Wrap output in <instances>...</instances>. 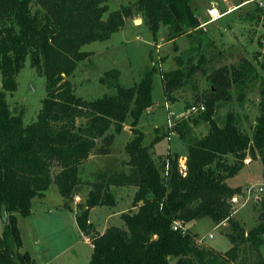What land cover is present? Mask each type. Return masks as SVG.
<instances>
[{
	"label": "trees",
	"instance_id": "16d2710c",
	"mask_svg": "<svg viewBox=\"0 0 264 264\" xmlns=\"http://www.w3.org/2000/svg\"><path fill=\"white\" fill-rule=\"evenodd\" d=\"M108 1L0 0V208L5 204L7 209L0 264H36L29 252H18L23 244L18 215H30L33 199L43 197L52 183L58 186L67 209H73L70 201L82 186H89L85 200L75 206L77 225L92 245L89 264H264L260 252L264 196L259 203L260 222L246 231L232 215L231 199L242 193V186L227 183L247 157L258 159L264 171V77L245 56L230 65H209L212 57L201 53L193 41L186 54L175 56L176 67L161 72L165 96L172 102L175 91L187 86L197 89L194 76L198 71L209 83L208 90L195 98L205 109L195 117L180 119L175 126L187 144L183 173L179 153L167 151L154 157L153 143L144 144L145 134L138 127L143 113L154 103L156 67L147 69L138 84L130 86L118 82V69L106 70L99 80L104 84L115 80L108 84L115 90L93 99L78 96L69 80L91 54L83 46L108 40L125 24L131 8L111 10L104 17ZM134 6L154 38L161 25L168 27L167 38L174 40L189 36L200 24L191 0H137ZM260 17L264 24V14ZM255 56L262 58L264 73V51ZM27 57L30 66L45 76L47 93L36 119L24 124L23 113L12 111L6 93L16 90L17 75ZM258 77L260 112L252 132L242 130L232 113L220 125L215 113L221 103L232 100V88L241 98L247 82ZM199 121L207 123L208 130L194 137L192 126ZM126 123L132 134L125 145L128 158L123 163L127 168L102 172L95 181L83 177L86 160L95 153L109 154ZM160 140L159 134L153 138V142ZM125 185L136 187L135 210L121 213L122 226L97 231L89 220L90 210L114 206L117 200L112 187ZM204 217L216 224L228 223L231 246L227 251L198 245L196 235L186 228V223ZM175 221L181 227L173 229ZM248 249L257 254L254 261L248 257L250 263L240 256Z\"/></svg>",
	"mask_w": 264,
	"mask_h": 264
},
{
	"label": "rangeland",
	"instance_id": "374dc122",
	"mask_svg": "<svg viewBox=\"0 0 264 264\" xmlns=\"http://www.w3.org/2000/svg\"><path fill=\"white\" fill-rule=\"evenodd\" d=\"M136 1H108V11L104 17L111 10L121 7L131 8L125 24L108 40L85 44L83 49L91 54L79 63L69 80L78 96L93 99L115 90L114 86L108 85H113L115 80L110 79L111 83L105 84L99 80L106 70L118 69L120 72L118 82L124 86H130L138 84L147 69L156 67L154 103L145 110L138 127L145 134L144 144L153 143L151 149L154 151V157L164 156L170 150L176 151L180 155L179 162L182 163L185 159L187 144L179 137L175 126L180 119L195 117L200 113L190 110V107L202 103L195 102V98L203 90H208L209 83L206 76L198 71L194 76L197 82L196 90L187 86L174 92L176 100L179 101L176 105L180 107L176 111L171 104L172 101H168L165 96L161 72L176 67L175 56L180 53L186 54L193 41L195 46H200L201 53L204 52L208 58L212 57L209 65L214 67L223 64L230 65L245 56L256 65L259 75L264 77L261 68L262 58L255 56L264 51V24L262 17L258 18L264 14V0H191L200 24L189 36L184 34L174 40L167 38L168 27L163 25L160 26L156 37H153L149 25L143 22L142 13L134 6ZM212 7L217 8L222 14L220 18L216 20L209 18L207 10ZM136 18H142V22L134 23ZM174 43L177 44V51L173 49ZM198 53L199 51H196V57ZM193 55L195 56L194 52ZM259 88L260 77L247 82L241 98H239L238 90L232 88V100L223 102L217 107L215 113L217 122L223 125L227 114L232 113L242 130L251 133L260 112ZM46 93L45 76L30 66V60L27 57L17 75L16 90L11 94L6 93L9 107L15 113L22 112L23 122L28 124L36 119ZM186 104L189 106L187 107ZM165 105L170 108L168 109ZM172 110L177 113H169ZM207 130L208 124L199 121L198 124L192 126L191 135L201 137ZM157 134L162 137V140L153 142ZM131 137L130 126L126 123L124 130L116 135L110 146V153L90 155L91 157L82 167L81 175L95 181L102 172L127 168L123 163L128 158L125 145ZM188 137L192 138L190 135ZM246 159L248 162L254 160H250V157ZM263 172L262 164L254 161L227 180L231 186L243 185L242 193L235 195L231 200L232 215L244 225L245 230H249L260 222L259 203L264 196ZM249 187L251 191L248 190ZM88 190L89 186H82L80 193L70 201L73 209L63 206L64 199L55 183L45 190L43 197H35L31 214L25 217L18 215V226L23 243L18 252H29L36 264H89L92 245L78 227L75 218V206L78 202L85 200ZM135 190L136 187L132 185L112 187L117 200L116 204L96 206L89 212V220L97 231L103 232L110 225H123L121 213L135 210L132 206ZM194 222L195 224L189 225V231L196 235L198 245L209 244L221 251L230 248L231 244L225 233L229 227L228 223L227 228L220 227L208 217ZM4 227L5 222L0 216V236ZM262 253L264 257V245ZM240 254L241 258L248 260L249 257L250 262L254 261L257 255L249 249ZM256 258L259 259L258 256Z\"/></svg>",
	"mask_w": 264,
	"mask_h": 264
},
{
	"label": "built area",
	"instance_id": "2783aa9c",
	"mask_svg": "<svg viewBox=\"0 0 264 264\" xmlns=\"http://www.w3.org/2000/svg\"><path fill=\"white\" fill-rule=\"evenodd\" d=\"M207 12H208V14L210 16L209 18L211 20H216V19H218V18H220L222 16V14L215 7H212L210 9H208ZM204 109H205V106L202 103L197 105V106L193 105V106L190 107V110H192V111H203ZM177 116H179V115H177ZM245 162L247 163L248 160L245 159ZM179 166H180L181 171H183V173H185L184 170L186 169V157L183 160V162L179 164ZM165 169H166L165 171L167 172L168 164L166 165ZM250 188L251 187H249V191H251ZM260 190H262V188H260ZM179 227H181V223L179 221H175L174 224H173V229H177Z\"/></svg>",
	"mask_w": 264,
	"mask_h": 264
},
{
	"label": "crops",
	"instance_id": "0c3cea01",
	"mask_svg": "<svg viewBox=\"0 0 264 264\" xmlns=\"http://www.w3.org/2000/svg\"><path fill=\"white\" fill-rule=\"evenodd\" d=\"M164 102L166 103L167 101H164ZM178 102H179V101L176 100V101H173V102L171 103V104H173L172 106L176 109V111H178L179 108H180V107H177V105H176V104H178ZM165 106H166L168 109L170 108V107H168V105H165ZM176 111L172 110V111H169V113H171V114H176V113H177ZM175 112H176V113H175ZM170 151H171V150H170ZM171 152H172V151H171ZM90 157H91V156H90ZM254 161H255V162H259V163H261L258 159H257V160H253L252 162H247V163L245 162V165L243 166V168H245L246 166L250 165V164L253 163ZM243 168H242V169H243ZM242 169H241V170H242ZM241 170H240V171H241ZM240 171H239V172H240ZM263 173H264V172H263ZM228 179H229V178H228ZM228 179H227V180H228ZM233 186H243V185H233ZM248 190H249V188H248ZM262 190H263V189H262ZM95 207H96V206H95ZM93 208H94V207H93ZM93 208H92V209H93ZM92 209H91V210H92ZM91 210H90V211H91ZM194 221H196V220H193V221H191V222L185 224V226H186V228H188V230H189V225H193V224H195ZM187 225H188V226H187ZM215 225H216V224H215ZM217 225L220 226V227L227 228V227H226V225H227V222H226V221H223L222 223L217 224ZM246 231H247V230H246ZM226 232H227V229L225 230V233H226ZM85 237H86V236H85ZM209 237H211V234H209ZM86 239H88V238L86 237ZM196 240H197V237H196ZM197 241H198V240H197ZM206 246L213 247V246H211V245H209V244H206ZM213 248H214V247H213ZM214 249L217 250V251H220V252H225V251H227L229 248H228L227 250H225V251H221V250L216 249V248H214ZM260 252H261V254H263V253H262V246L260 247Z\"/></svg>",
	"mask_w": 264,
	"mask_h": 264
},
{
	"label": "water",
	"instance_id": "95a60500",
	"mask_svg": "<svg viewBox=\"0 0 264 264\" xmlns=\"http://www.w3.org/2000/svg\"><path fill=\"white\" fill-rule=\"evenodd\" d=\"M141 22H142V18L134 19V23H141ZM0 215H1L2 221L5 222L7 220V209H6V205L5 204L1 205ZM10 253H11V257H13V252L10 251Z\"/></svg>",
	"mask_w": 264,
	"mask_h": 264
}]
</instances>
